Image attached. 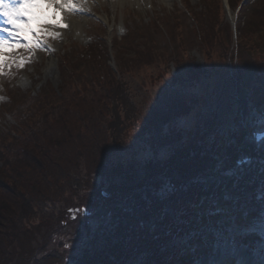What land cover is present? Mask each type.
<instances>
[{
	"label": "rangeland",
	"instance_id": "374dc122",
	"mask_svg": "<svg viewBox=\"0 0 264 264\" xmlns=\"http://www.w3.org/2000/svg\"><path fill=\"white\" fill-rule=\"evenodd\" d=\"M148 1L146 4H151V7L148 5L150 12L146 10V5H143L142 9L134 4L132 0H127L123 3L116 2L114 7L109 5L108 0H76L78 4H83L84 11L80 15L87 18L81 27V31L84 32L83 35L81 31L77 32L76 27H70L71 23H68L69 27L65 33V37L59 39H52L51 37L44 38L46 50L35 49L34 55H29L25 49L18 48L16 51L28 61L22 68L12 64L9 68L0 70V105L4 106L9 99L8 92L10 91V87H19L32 95H38L41 91L48 90L47 88L50 87L57 89L60 85L64 84L62 79H65V81L71 80L72 77L70 76L66 78V73L77 67H82V70H76L72 74L75 76L79 74L77 78L81 76L86 79L85 69L89 70V66L97 67L99 63L98 66H102L101 62H97V59L104 55L105 47H109V55L111 56L109 59L111 58L112 61L108 64L112 69L117 70V64L114 61L115 51H117L118 56L120 55L122 57V60H125L121 65L122 68L123 66L127 68V64H130L132 61L131 54L134 51L138 53L142 51L139 46L135 47V45L145 35L144 39L146 41L151 38L146 48L154 54L153 60L157 61V65L151 69H146L143 74L139 73L136 75L137 71L133 73L136 77L134 82L136 83V89L141 90L138 91L139 94L142 93L139 99H135V102L138 101L140 113L143 115L151 107L160 110L158 103L169 100L163 99V91L159 87L166 86V83L168 85L171 84V73H174L175 70L173 71V66L171 65L172 72H166V65L163 67L164 61L167 62L170 58L178 59L184 57L183 60L185 62L179 61V63L181 64L183 73H185L187 72L186 69L189 64L198 67V65H203V62L206 60L209 67L212 68L211 71H215V74H211L212 77L209 80L199 81L193 88H188L187 92L183 95L187 96V101L192 102L193 108L190 110L189 116L188 114H180L172 118V120H168L170 122L168 124L176 126L178 129L177 132H173L167 126L166 120H164L163 124L160 123L157 126L152 123L149 126L150 129L148 132L144 133L143 138L136 137L133 140L135 142L137 141V145L134 144L135 142L133 143L134 146L131 138L136 135V129H131L130 133H126L122 140L115 144L107 136H103L104 138L100 137L103 141L96 143L100 151L92 154H94L93 158H97L95 162L98 161L102 164L103 162H107V167L103 171V176H100L99 180L97 179L98 181L91 182L90 180L93 177L82 180L83 186H79L78 188L80 189H77L82 192L81 195L90 194L92 198H100L101 196L109 198L110 201H107V203L109 202L107 204L108 207H105L104 211L100 212V214L98 213V215L97 210L88 209L83 205V202L79 203L77 198H74L73 207L61 208L60 210L56 209L55 212L59 215L63 213V209H67L68 212L73 209L75 218L78 220V226L74 232H72L74 229L71 227L73 230L69 231L72 234H67L62 239L58 236L54 244L49 245L51 249L48 253H41L42 257L47 255L48 259L54 260L52 264H105L103 261L104 258H100L101 254H105V252L112 253V261L114 264H132L133 259H135L136 264H159L155 257L163 256L170 245L173 248L172 250L170 247L173 251L172 255L176 256L179 252L177 248L182 246V242H187L190 237L186 234L178 236L180 234L169 230V226L173 224L176 227V231L177 228H180L179 223L183 222L182 218L181 220L176 219L174 221H170L171 218H169L168 223L157 224V222L162 220L152 218L150 214L145 213L146 218L144 222H146L148 228L157 229L160 237H167L168 233L172 236L171 240L160 239L156 236L152 238L155 242H162L160 248L156 246V243L152 246L150 243L145 242L150 239V236L144 241H141L139 236L137 238L136 236L133 237V234H140L141 227H143L141 225L142 222L139 223V227H135L134 221H130L129 218L128 222L118 223V219L115 218V211L113 210V207L120 208L122 215L125 214L126 211L124 210L126 208L134 210V207H131L132 205L135 206L133 193L127 190L122 192L120 190L118 192L113 190V186L108 184L110 181L105 180L106 174H111L110 178L112 179V174L116 172L121 173V171H116L115 168L122 167V176L120 177L118 174H115V177H117L116 179L119 182L124 181L127 184L140 181L139 177L141 179L147 178L151 182L153 180L151 178L152 176L157 175L161 177L164 174L160 179V184H154L156 188H151L152 195L146 196L153 197L146 201V206L154 205L155 207L153 209L158 211L160 209L164 210L165 208L163 207L168 206L167 202L170 200L168 196L172 192H180L182 188L191 189V184L186 185L187 182H184L179 189L177 188V184L173 182L179 175L183 177L182 175L184 174L192 173L191 170H187L186 173L181 174L178 172L174 174L168 169L174 158V146H187L185 149L187 155L182 161L192 165L194 156L191 155H194V150L189 146L194 141L197 142L196 146H203L204 140L201 136L206 132L203 131L206 128L204 127L205 125H212L222 121L229 123L233 120L241 122L243 119L245 124L247 122L251 124V128H253L252 123H255L254 127H256V130L260 133L264 132V66L259 67V63L263 62V55L261 54L264 51L262 53L254 52L253 60L249 61L250 63L247 62L249 63L247 69L250 71L251 76H254L250 80L247 78L243 84L245 94L242 92L238 94L226 83L228 63L226 64L223 59L219 58L218 55L220 54L219 50L221 48L214 46L216 44L215 39L211 41L212 47H210L209 57L208 55L204 56L202 49L199 47L198 38L201 37L199 36V32L202 31L201 27H197L199 22H207L209 26L221 20L219 27L215 26V31L219 32L220 38L222 37V25L229 26L232 24L228 19V14H226L227 9L224 15L229 25L225 20L222 22L223 15L222 18L219 17V21L216 19V11H219L217 9L218 4H221V12H224L223 1L170 0L169 4H166L164 0ZM227 1L224 0V3ZM241 1L243 2V0H232L228 10L230 9L229 11L233 12L232 20L234 22L237 18L236 15L239 13L240 23H242L241 25L243 27L249 18L255 21L254 15L256 12L259 15L257 8H259V5L264 4V0H259L256 6L253 0L251 3H246L245 8L237 10V6H242ZM263 7L264 5L259 9H263ZM257 20L260 21V18L257 17ZM148 24H150V27H147ZM149 31H152L154 34L146 35ZM246 32L247 29H245ZM112 43H114L113 49ZM236 43L237 41H234V47H236ZM82 49H85L87 52L85 50L82 51ZM5 51L9 54H15L13 49H6ZM206 66L208 68V65ZM128 70L129 67L127 68ZM140 72H143V70H140ZM219 73L221 74V78L217 79ZM159 76L163 77V79H158ZM146 88L148 89L145 93ZM176 88H179L178 94L182 96L183 91L180 89L181 87ZM132 90L134 91V89ZM135 95L137 96V93ZM173 101L178 103L186 102L184 97L173 98ZM241 107L243 108L242 110L240 109ZM0 108L2 107L0 106ZM6 108L7 112L5 114H2L0 111V131L2 132H7L14 127L16 121L21 117L20 115H23L17 107L10 105ZM95 108L98 110L97 116L99 115V111H102L103 115L107 118V109L105 107L95 106ZM74 112V110L73 112L70 111V113ZM19 113L20 115L16 118ZM191 117H195L194 120H191L195 124L190 121ZM98 119L103 120L105 123V118ZM38 120L40 122L42 119L38 118ZM26 122H29V120ZM226 125L230 129L236 126L235 123ZM190 126L200 127V129H194V133H190L194 138L192 142L189 140V135H187V138L185 134L186 129ZM39 127L41 131H44L45 124ZM165 129H170V131L165 132ZM199 132L203 134L199 135ZM181 135H184V138ZM8 137L9 139L12 138L10 134ZM218 137L221 141H224V139H232L228 135L224 136L225 138L223 139L220 138V134H218ZM206 139L207 143L215 140L211 136V133L207 135ZM229 143L231 144V140ZM129 145L131 149L126 148ZM238 145L239 142L236 143L234 149H231V147L221 148L219 149V153L211 154L210 158L213 161L207 166H215L208 168L209 171L211 170L212 173L221 172L219 173V175L221 174L220 178L212 179L215 180L213 182H217V180L222 181H219L215 185L216 189H214V194H217L216 196L213 197L211 196L212 194L208 195L206 192L207 186H204V184L209 182L211 177L204 176L202 172L197 177L201 183L200 194L202 195V198L200 197L202 199L200 204L199 199L196 201L198 205L196 208L197 222L200 221V223L193 228L192 233L195 235L200 234L197 237L199 238L198 243L203 241L204 246H206L204 243L205 239L208 240L207 246L211 239H214L215 243L212 244L211 251L205 256L193 250V248L189 252L190 255H193L191 259L192 257L197 258L193 264H212L216 261V256L226 259H222L221 264H245L244 260L249 258L250 255L255 260L253 264L264 263V156L259 158L252 157V163L251 161L245 162L246 150L245 148H240ZM112 150H115V152H113L112 157H109V153H112ZM226 153H230L231 158L227 157L228 160L224 163L222 156ZM232 155L234 156L232 157ZM91 156L87 155L86 157ZM198 156L196 155V163L199 161L202 164L209 159L203 156V154ZM65 157L67 156L65 155ZM91 160L94 163L93 159ZM110 161L111 163H108ZM234 164L235 166L232 167ZM177 169L183 170L184 165L178 163ZM85 172L86 169L83 167L80 174L83 175ZM174 172L177 171L174 170ZM244 172H246V177L240 175ZM26 175L28 176V174ZM188 177L192 178L191 176ZM223 178L229 179L231 183H234L229 184L223 182ZM11 181L14 180L11 179ZM218 201L221 202L219 203ZM65 206H67V203L59 207ZM166 209L168 210L166 214L173 215L172 212L174 209L171 206ZM199 215L203 217L202 220H199ZM230 222L235 227V232L233 233L222 230L228 223L230 225ZM34 223L35 225L39 224L40 220L35 219ZM56 223L54 222V224ZM65 224L63 223L62 225ZM208 226L210 227L207 228ZM128 228H130L129 231ZM205 229L212 232L201 235L202 232L199 231ZM155 234L156 232L152 231L151 236ZM238 235L244 243L236 246L237 242L241 241ZM252 235L258 241L256 240L255 242ZM245 243H249L250 245ZM59 244L60 247H58ZM216 245L218 247L215 249ZM253 247H259V250L253 249ZM132 249H136L138 254L130 256ZM249 249H253L254 251L251 252ZM243 254L247 257H244ZM233 255H236V257H233ZM106 260L110 264V259L105 258ZM171 260L175 261L173 263H176L178 258H171ZM163 262L169 264L166 258Z\"/></svg>",
	"mask_w": 264,
	"mask_h": 264
},
{
	"label": "trees",
	"instance_id": "16d2710c",
	"mask_svg": "<svg viewBox=\"0 0 264 264\" xmlns=\"http://www.w3.org/2000/svg\"><path fill=\"white\" fill-rule=\"evenodd\" d=\"M259 8H257L259 15H257V12L254 15L255 21L249 18L245 26L242 27L240 24L237 42L238 49L236 52L231 50L232 46L227 43V39L223 35L220 38L219 32L215 31V25L221 21H219V17L222 18L221 4H218L217 9L219 11H216L215 14L219 22L209 26L207 22H199L197 25L202 30L199 32V36L201 37L198 38V41L205 55L207 54L209 57L210 47H212L211 41L215 39L216 44L214 46L221 48L219 50L220 57L227 63L236 62L235 65L232 63L228 64L229 72L226 74V83L238 94L241 92L245 94L243 84L247 78L250 80L254 76H251L250 71L247 69L249 67V61L253 60V53H261L264 51V48H262L264 47V31L261 30V24L256 22L259 21L257 17L261 21L262 15H264V7L263 9ZM222 28L230 33L228 26H222ZM245 29H247L246 33ZM141 50L140 53L134 51L131 54L132 61L130 64H127V68L129 67L128 71L126 67L123 66L122 68L121 65L125 60H122V57L120 55L118 56L116 52L115 61L118 71L115 72L108 64L111 59H109V52L107 47H105L104 55L97 59V62H101L102 66H98L100 63L98 65L96 64L97 67L89 66V70L85 69L86 79L81 76L77 78L80 81L78 84L87 87L88 91L75 92L76 90L60 85L57 90L50 87L38 95L29 93V95L25 96L26 102L24 106L16 102V99H10L8 103L0 108L1 113L5 114L7 112L6 107L11 105L17 107L23 114L20 115L19 113L16 116L17 118L19 115L21 117H19L16 125L9 131H0V264H52L54 260L48 259L47 255L44 257L41 256V253L49 251L46 250L47 241H54L58 236L62 239L63 236L76 231L78 226V220L72 221L67 209H63L61 215L55 212L56 209L60 210L61 208L73 207L74 198H77L79 203L83 202V205L88 209H94L98 212H103L105 207H108L107 204L109 202L107 203V201H110L109 198L104 196L92 198L90 194L81 195L82 192L78 190L80 189L78 187L83 186L82 180L93 177L90 181L94 182L97 179L99 180L100 176H103L107 162H103V164L98 161L95 162L97 158H93L94 154H92L100 151L96 143L103 141L101 138L107 136L115 144L120 142L126 133H130L131 129H136V133L140 132V130L143 133H147L150 129L149 126L152 123L150 121L146 123L140 119V108L138 101L135 102V99H139L142 93L139 94L138 91L141 90L136 89V83H134L136 77L133 73L137 71L136 75L139 73L143 74L146 69L155 67L157 61L153 60L154 54L149 52V49L143 47ZM120 54L122 53L120 52ZM262 58L264 62V55ZM179 61L182 62V58H178V60L170 58L167 62H163V67L166 65V72H172L169 68L171 63L175 64L177 70L176 74L171 73L172 82L170 85L164 80L166 86L159 87L163 91V99L169 100L158 103L160 110L151 107L148 111L149 115L155 116L158 120L163 118L164 120H172V118L177 117L179 114L187 115L188 111L193 108V104L191 101H187L186 95H183L187 92L188 88H193L199 81H203L201 78H210L212 77L211 74H215V71H211L212 68L209 67L207 62L206 65H208V68L206 66L204 69L189 64L188 71L183 73ZM262 63H259V67L264 66ZM76 70L81 71L82 67H77L75 72ZM140 70H143V72H140ZM252 74L254 73L252 72ZM217 78H221L220 73ZM158 79H163V77L159 76ZM129 80L130 82H128ZM179 86L183 91H180L182 92V96L178 94L179 88H176ZM132 89L137 93V96ZM147 89H145V93ZM90 91H92L91 94H89ZM177 97H184L186 102L178 103L173 101V98ZM55 101L58 105H55ZM162 104H165L166 107ZM95 106L105 107L107 109V118L103 115L102 111H99V115L97 116L98 110ZM163 108H166V112L161 113ZM240 109L242 110L243 108L241 107ZM73 110L75 112L70 113ZM157 115L160 116L158 117ZM38 118L42 120L38 122ZM98 118H105V123ZM28 120L29 122H26ZM42 124H45L44 131H41L39 127ZM73 126L75 127V131L71 130ZM84 131L89 132L90 135L81 137V132L83 133ZM9 134L12 137L11 139L8 137ZM77 135L79 136L76 137ZM133 137H130L132 144L134 143ZM126 148L131 149L130 145ZM191 149L194 150L193 147ZM231 149H234V147ZM111 152L109 153V157L113 156L115 150ZM173 153L174 158L170 165L173 169L168 168L172 173H178L174 172V169L178 167V163L184 165V169L180 170L181 174L186 173L187 170L192 168V165L182 161L181 156L184 157L186 154H181V148L174 150ZM87 155L92 156L86 157ZM91 159H93L94 163H92ZM108 163H111V161ZM83 167L86 169V172L82 175L80 171ZM115 170L123 173L122 167H116ZM199 172L201 174V171ZM121 173L116 172L115 174L121 177ZM115 174H112V179L110 178L111 174H106L105 180L110 181L112 186H115L113 190L117 192L118 190L121 192L124 190L132 192L133 189H137L148 183L158 184L164 175L162 174L161 177L157 175L152 176L151 178L153 180L151 182L147 178L141 179L139 177L140 181L127 184L124 181L119 182ZM182 176L179 175L177 179L173 180L177 184L178 187H176L178 189L181 188L180 186L184 182H190L192 179L188 176ZM11 179L14 181H11ZM152 187L156 186L154 185ZM186 191L189 192V189L182 188L180 192H172L168 197L170 200L178 203V206L175 208L174 220H181L182 218L183 221L179 223L180 228H177L176 231V227L173 228L171 225L172 232H178V234L192 231L196 224L194 222V218L197 216L196 208L198 206L196 201L199 199L200 204V199L202 198V195L199 193L196 200L193 197L194 200L188 203V192ZM75 192L77 193L75 194ZM134 202V210L126 208L124 210L126 211L125 216L122 215L120 208L113 207L118 223L128 222L129 218L130 221H134L135 227H139L140 222H143L141 225L144 226V219L146 218L145 212L139 211V202L135 200ZM64 203H67V206L59 207ZM162 210H159L160 215L157 217V219L162 221L157 222V224L168 223L169 215H162ZM146 214H150L151 217L154 215L153 213ZM140 217H142V221ZM185 217L188 218L185 219ZM192 217L194 218L192 219ZM35 219H39L40 223L35 225ZM123 219L124 221H122ZM54 222L57 223L54 224ZM63 223L67 224L68 229L66 231H63L65 228L62 225ZM69 230L73 231L71 232ZM150 230L156 232L155 235H152V238H155V236L160 239L170 237L169 233L167 237H160L157 229ZM135 236L136 238L139 236L141 241L149 237L143 234L142 230L139 235ZM136 238L134 239L137 240ZM150 240L145 242L151 245H155L156 243L158 248L161 247L162 242H152ZM193 241L194 239L184 247L185 249L182 246L178 247V253H183L187 257L193 256L189 253L196 246V242ZM135 254H138L137 250L132 249L130 256ZM155 259L156 261H164L165 258L156 256ZM106 261L104 260L105 263Z\"/></svg>",
	"mask_w": 264,
	"mask_h": 264
},
{
	"label": "bare ground",
	"instance_id": "6f19581e",
	"mask_svg": "<svg viewBox=\"0 0 264 264\" xmlns=\"http://www.w3.org/2000/svg\"><path fill=\"white\" fill-rule=\"evenodd\" d=\"M109 1V5L111 6V7H114V5L116 4V2H118V3H123V2H126L127 0H108ZM133 2H134V4H136L138 7H141L142 9H143V5H146V7L145 8H147L146 10L148 11V12H150V10H148L150 7H151V4H146V3H148L149 1L148 0H132ZM259 1V0H258ZM161 2V1H160ZM164 2H166V4H169V2H170V0H164ZM150 7H149V6ZM225 6H226V8H229L230 7V1H227L225 4H224ZM152 12V11H151ZM256 15V14H255ZM164 16V15H163ZM264 15H262V19H261V21H256V22H258L259 24H261V26H262V28H261V30H263L264 31V17H263ZM165 17V16H164ZM61 17L60 16H58L57 17V19H60ZM68 23L70 24L71 23V26L70 27H76L77 29V32H79V31H81V27H82V24H83V22L87 19V18H84V17H81V16H77V15H69L68 16ZM58 31H60L61 33H62V35H64L66 32H64V29H59ZM81 33H82V35L84 34V32L83 31H81ZM80 36V35H79ZM64 37H65V35H64ZM78 37V36H77ZM81 37V36H80ZM145 40L146 39H144V42H145ZM147 43V42H146ZM113 46H114V43H112V49H113ZM140 46V45H139ZM141 46H142V44H141ZM136 47V46H135ZM140 48V47H139ZM107 49L109 50V47H107ZM111 49V48H110ZM174 59H176V60H178L177 58H174ZM184 59V57H182V60ZM182 62H185L184 60L182 61ZM198 67H200V68H204L205 69V67H206V63L205 62H203V65H198ZM66 69V68H65ZM68 69V68H67ZM73 73V72H71L70 70L67 72V73ZM68 76H70V77H72V79L71 80H67V81H65V79H62V82L64 83L63 85L65 86V87H67V88H70V89H72V90H76L75 92H85L86 90L88 91V88L87 87H85V86H82V85H80V84H78V82H76V78H77V76H75V75H73V74H67L66 75V78H68ZM203 79V81H207V80H209V78H207V77H203L202 78ZM218 79V78H217ZM75 80V81H74ZM10 89V91L8 92L9 93V97H12V99H16V102H18V103H20L22 106H24V103L26 102L25 100H26V98H25V96H27V95H29V93L28 92H26V91H23L21 88H19V87H15V88H12V87H10L9 88ZM42 92V91H41ZM91 92L92 91H90L89 92V94H91ZM11 99V98H10ZM10 99H8V101L10 100ZM11 99V100H12ZM63 99V98H62ZM55 105H58L57 104V102L55 101ZM164 107H166V105L165 104H162ZM163 112L164 111H166V108H163V110H162ZM140 113V112H139ZM141 114V117H140V119L142 120V121H144V122H146L147 123V121H150L151 123H154V124H156V126L157 125H159L160 123L161 124H163L164 123V118L163 119H161V120H158V119H156V117L155 116H151V115H149V113L147 112V114H145V115H143L142 113H140ZM180 115V114H179ZM190 115V111H188V116ZM158 117L160 116V115H157ZM196 117V116H195ZM195 117H191V119H190V121L191 120H194L195 119ZM17 118V117H16ZM14 119V118H13ZM192 122V121H191ZM240 121H230L229 123H226L225 121H222V122H219V123H216V124H212V125H205L204 127H206V128H210V131H211V134H213V136H216L217 134H219L220 133V130L222 129V128H225V129H227L228 127H227V125L226 124H230V123H235L236 124V126L238 125V123H239ZM166 123L168 124V123H170L167 119H166ZM193 124H195L194 122H192ZM201 124V123H200ZM253 124V126L255 125V123H252ZM167 126H169L170 127V129L173 131V132H177L178 131V129L176 128V126H174V125H170V124H168ZM196 128H198V129H200V127L199 126H190V127H188L187 129H186V132H185V134H186V136L187 135H189V140L192 142L193 140H194V138L190 135V133H194V129L196 130ZM170 129H165L166 131L165 132H168V131H170ZM229 129V128H228ZM71 130H73V131H75V127L73 126V127H71ZM185 130V129H184ZM230 130L231 131H233V132H238L237 134H236V136L237 135H240L241 136V138L244 140V145H246V146H248L249 147V149L250 150H253L254 148H256V149H258L257 148V145L255 144V143H251L250 142V140H247L246 141V135L244 134V133H242L243 131H239L238 129H236V128H231V129H229V130H227L226 132H224V133H229L230 132ZM247 130H245V132H246ZM218 132V133H217ZM248 132V134H250V132L249 131H247ZM77 133V132H76ZM182 133H183V130H182ZM77 134H79V133H77ZM90 135V133L89 132H86V131H84L83 133L81 132V137H86V136H89ZM144 133L143 132H137L136 133V136H134L133 137V140H135V138L137 137V138H143L144 137ZM79 135H77L76 137H78ZM181 137H183L184 138V135H181ZM231 137V136H230ZM187 138H188V136H187ZM216 138H219V137H217L216 136ZM231 138H233V137H231ZM231 139H224V141L221 143V145H219L217 142L216 143H213V142H209V143H207V144H205V145H203V146H199V147H194V146H190V147H193L194 148V155H191V156H194L193 157V164H192V168L190 169L191 170V172L192 173H189V174H184V176H191L192 177V179H191V181L189 182L190 184H191V189L189 190V192L188 191H186V192H188V194H187V197H188V203H190L192 200H193V197H195V200H196V198H197V195L200 193V187H201V183L199 182V179L197 178V176H199L200 175V172L199 171H201L203 174H204V176H207V177H211L210 178V180H209V182L207 183V184H204V186H207L206 187V189H207V194L208 195H210V194H213L214 193V186L217 184V182H213V181H215V180H212V179H217V178H220L221 177V174L219 175V173H221V172H217V173H212V171L210 170L209 171V169L208 168H211V167H213V166H215V165H213V166H211V167H209V166H207V165H209V164H211V161H213V159H211L210 157H211V154L213 153V154H217V153H219L220 152V150L219 149H221V148H229L230 146H231V144L230 143H227V142H229ZM135 142V141H134ZM137 142V141H136ZM135 142V144L137 145V143ZM195 145H197V144H195ZM181 148V154H183V155H187V153L185 152V146H174V150H179ZM189 150V149H188ZM201 154H203V156H206L207 158H209L205 163H202V164H200V162L198 161L197 163H196V160H197V157H199L198 155H201ZM196 155H197V157H196ZM229 155H230V153H226L224 156H222V160L224 159V163H226L227 162V160H228V158L227 157H229ZM260 155L261 156H264V150H263V152L262 153H260ZM186 156H184V157H182L181 156V159H184ZM212 158H215V157H212ZM221 160V161H222ZM232 162V161H231ZM251 163H252V161H251ZM217 165V164H216ZM237 165V164H236ZM235 166V164L232 166V167H234ZM172 166H170V167H168L169 169H173V168H171ZM173 167H174V165H173ZM264 167V166H263ZM242 169L243 170H245L244 169V167H242ZM175 171H177V172H180V170L179 169H177V167H176V169H174ZM243 174H246V172H244ZM145 181V180H144ZM144 181H143V183H144ZM141 182H142V180H141ZM229 183H231V181L229 182ZM108 184L109 185H112V183L111 182H108ZM158 184H160V183H158ZM152 186H154V184H151V183H148V184H145V185H142V186H140L139 188H137V189H133L132 190V193H133V196H135L134 197V200L136 201V202H139V211H144L145 213H153L154 215H153V217L152 218H154L155 216V218L157 219V217H159V215H160V213H159V211L158 210H155V209H153L155 206L154 205H150V206H146V201L148 200V199H152L153 197H146V196H149V195H152V190H151V188H152ZM113 189H115V186L113 187ZM183 189H185V188H183ZM205 189V190H206ZM127 193V192H126ZM201 195V194H200ZM219 203L221 202V201H218ZM131 207H134L133 205L131 206ZM150 208V209H149ZM98 213H100V212H98ZM188 217H185V219H187ZM191 218V217H190ZM140 219H141V221L143 220L142 219V217H140ZM192 219H193V217H192ZM145 224H144V226L143 227H141V230H142V232H143V234H145L146 236H150V241H152V242H154V240H152V236H151V234H152V231L150 230L151 228H148L147 226H146V222H144ZM83 224H84V222H83ZM227 225H229V223L227 224ZM65 228L63 229V231H66L68 228H67V224H65V225H63ZM137 226V225H136ZM139 226V225H138ZM172 227L173 228H175V226L172 224ZM172 227H171V225L169 226V230H171L172 229ZM210 226H208L207 228H209ZM206 228V227H205ZM206 228V229H207ZM130 230V228H128V231ZM222 230H224L225 232H232L233 230H234V226H233V224L230 222V225L228 226V227H225V228H222ZM129 233V232H128ZM136 234H133V236H135ZM189 237H190V239H195L197 236H195V235H193V234H189L188 235ZM167 239H169V237L167 238ZM190 239H188V240H190ZM55 241V240H54ZM54 241H51V240H49V241H47V247H46V250H49L50 251V246L49 245H53L54 244ZM56 243V242H55ZM241 243H244L243 241H241ZM182 244V248L183 249H185L184 247H186L187 246V244H186V242H182L181 243ZM152 246H154V245H152ZM58 247H60V244H59V246ZM203 250V247H200L199 249H197L196 248V251L198 252V253H200L201 255H204L205 253V251H202ZM251 252H253V249H249ZM47 253H48V251H46ZM172 253H173V251L170 249V248H168L167 249V251H166V253L162 256L163 258H166L168 261H169V264H193V262H195L196 260H197V258H194V257H192V259H191V257H187L185 254H183V253H177V255L176 256H174V255H172ZM246 255V254H245ZM243 256H244V254H243ZM233 257H236V255H233ZM244 257H247V256H244ZM101 258H109L110 259V264H114L113 263V261H112V253L111 252H109V253H106L105 252V254H101ZM170 258V259H169ZM171 258H178V261H176V263H173V262H175V261H172L171 260ZM187 258L189 259L188 261H187ZM213 259V258H212ZM216 261L214 262V263H212V264H221L222 262V259H224V258H221L220 256H216ZM214 259V260H215ZM224 260H226V259H224ZM254 258H252V256L250 255V257L249 258H247L246 260H244V262H245V264H253L254 263ZM159 264H167L166 262H163V260H161V261H157ZM132 264H136V262H135V259H133L132 260ZM202 264V263H201ZM264 264V263H263Z\"/></svg>",
	"mask_w": 264,
	"mask_h": 264
},
{
	"label": "snow or ice",
	"instance_id": "6c2138e0",
	"mask_svg": "<svg viewBox=\"0 0 264 264\" xmlns=\"http://www.w3.org/2000/svg\"><path fill=\"white\" fill-rule=\"evenodd\" d=\"M83 11V4L76 0H0V18L6 25L0 28V32L6 33L0 37V70L12 64L22 68L28 61L16 51L18 48L29 55H34L35 49L46 50L44 38H61L58 30L69 27L68 16ZM6 49H13L15 54L7 53Z\"/></svg>",
	"mask_w": 264,
	"mask_h": 264
}]
</instances>
